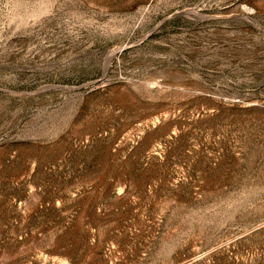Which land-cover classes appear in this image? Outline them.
Here are the masks:
<instances>
[{"label": "rangeland", "instance_id": "374dc122", "mask_svg": "<svg viewBox=\"0 0 264 264\" xmlns=\"http://www.w3.org/2000/svg\"><path fill=\"white\" fill-rule=\"evenodd\" d=\"M0 264H264V0H0Z\"/></svg>", "mask_w": 264, "mask_h": 264}]
</instances>
